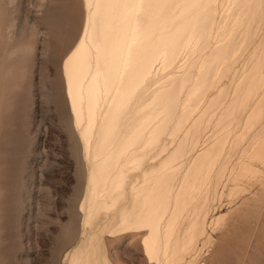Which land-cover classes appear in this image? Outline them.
<instances>
[{
    "label": "bare ground",
    "instance_id": "bare-ground-1",
    "mask_svg": "<svg viewBox=\"0 0 264 264\" xmlns=\"http://www.w3.org/2000/svg\"><path fill=\"white\" fill-rule=\"evenodd\" d=\"M263 1L84 0L85 30L63 70L89 165L85 228L114 212L110 233L146 232L149 264H190L219 221H209L208 197L198 204L225 153L221 134L204 139L207 117L223 116L217 127L226 132L264 91V42L240 67L263 23ZM253 109L249 129L264 121L263 103ZM255 138L229 181L253 173L247 161L264 162V125ZM96 249L92 238L71 264H100Z\"/></svg>",
    "mask_w": 264,
    "mask_h": 264
},
{
    "label": "rangeland",
    "instance_id": "rangeland-1",
    "mask_svg": "<svg viewBox=\"0 0 264 264\" xmlns=\"http://www.w3.org/2000/svg\"><path fill=\"white\" fill-rule=\"evenodd\" d=\"M86 14L84 0H0V264H71L92 238L100 264H149L142 245L146 232L110 233L114 212L101 213L93 228L84 225L89 165L63 65L84 33ZM262 22L241 53L240 67L264 42ZM222 81L230 84L228 78ZM259 95L226 132L217 127L223 116L207 117L211 125L204 139L221 134L225 155L198 204L208 197L209 221H219L208 226L190 264H264V162L247 161L253 173L228 180L230 170L247 160L264 125L248 128L253 107L264 105V91ZM168 139L162 136L160 146ZM222 166L226 176L215 188Z\"/></svg>",
    "mask_w": 264,
    "mask_h": 264
}]
</instances>
